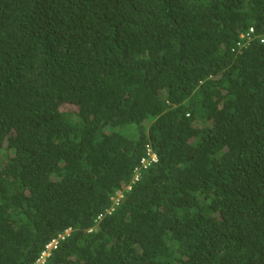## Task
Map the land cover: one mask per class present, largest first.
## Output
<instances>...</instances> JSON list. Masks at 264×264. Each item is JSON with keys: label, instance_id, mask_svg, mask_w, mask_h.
Masks as SVG:
<instances>
[{"label": "trees", "instance_id": "obj_1", "mask_svg": "<svg viewBox=\"0 0 264 264\" xmlns=\"http://www.w3.org/2000/svg\"><path fill=\"white\" fill-rule=\"evenodd\" d=\"M251 28L264 0H0V264H264Z\"/></svg>", "mask_w": 264, "mask_h": 264}, {"label": "built area", "instance_id": "obj_2", "mask_svg": "<svg viewBox=\"0 0 264 264\" xmlns=\"http://www.w3.org/2000/svg\"><path fill=\"white\" fill-rule=\"evenodd\" d=\"M253 38H258L259 41L261 43H263L264 42V32L261 35H256L252 28L249 29L248 32L239 35V40L237 41V46L238 47L245 46ZM148 156H149V158L142 159V161H141L142 167L147 166L149 163H151L152 161H154L156 159L155 155L152 154L151 152H148ZM136 176H137V173L135 175V178H136ZM63 237H64L63 235L60 236V239H63ZM57 242H58L57 239H54V240H51L50 242H48L45 245L44 250L41 252L40 257L33 264H43L45 262L46 258L50 255L51 250L56 248Z\"/></svg>", "mask_w": 264, "mask_h": 264}, {"label": "rangeland", "instance_id": "obj_3", "mask_svg": "<svg viewBox=\"0 0 264 264\" xmlns=\"http://www.w3.org/2000/svg\"><path fill=\"white\" fill-rule=\"evenodd\" d=\"M63 110H65V109H67V108H69V105L68 104H65V105H63V107H61Z\"/></svg>", "mask_w": 264, "mask_h": 264}]
</instances>
